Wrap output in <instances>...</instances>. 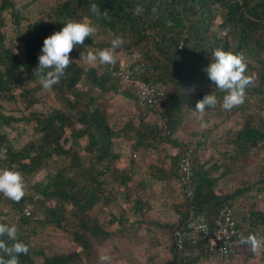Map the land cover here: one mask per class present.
Here are the masks:
<instances>
[{
    "label": "trees",
    "instance_id": "1",
    "mask_svg": "<svg viewBox=\"0 0 264 264\" xmlns=\"http://www.w3.org/2000/svg\"><path fill=\"white\" fill-rule=\"evenodd\" d=\"M38 1L0 0V150L7 149L6 158L0 156V168H15L26 185L19 202L0 193V222L15 224L17 239L28 246L20 264H94V242L103 243L129 228V240L134 242L140 238L136 228L142 225L151 234L167 231L168 264H210L203 236L187 235L178 247L177 232H183L198 213L212 223L221 207H233L254 183L258 185L251 197L264 194L261 179L230 191L216 189L242 159L245 165L264 167V0H53L34 10ZM93 3L101 13L106 9L108 18L92 13ZM137 5L144 9L139 15L134 11ZM68 18L88 19L98 28L70 55L108 47L118 35L124 43L116 54L146 64L153 69L152 80L166 83L162 100L139 104L135 84L122 83L107 65L75 59L52 86L58 94L55 102L33 69L44 38L59 31ZM8 28L14 33L12 45ZM217 47L241 54L252 80L244 103L231 110L222 108L223 93L204 71ZM209 92L218 103L201 116L195 104ZM115 94L125 95L133 106L124 118L109 100ZM6 102L17 104L19 114L7 110ZM155 111L158 117L151 120ZM191 122L197 128L182 136ZM220 126L224 132L216 133ZM118 145L128 150L127 159H122ZM200 149L208 150V155L200 154ZM187 153L193 169L184 179L177 162ZM49 165L44 180L32 181ZM154 182L160 184L158 193L172 200L169 206L176 213L172 222L148 214ZM32 194L38 195L34 209L15 220L11 214ZM119 198L127 203L128 214L111 210ZM234 221L237 252L253 256L251 244L241 243L239 236L254 235L264 246V209L248 208L239 219L234 211ZM36 234L63 238L74 248L46 254L27 239ZM152 239L148 241L156 244ZM35 252L41 260L34 258ZM261 253L264 262V249Z\"/></svg>",
    "mask_w": 264,
    "mask_h": 264
},
{
    "label": "clouds",
    "instance_id": "2",
    "mask_svg": "<svg viewBox=\"0 0 264 264\" xmlns=\"http://www.w3.org/2000/svg\"><path fill=\"white\" fill-rule=\"evenodd\" d=\"M134 11L139 15L144 9L137 5ZM155 11L153 8V12ZM91 12L97 16L103 15L108 18L107 10L105 9L101 13L95 3L91 4ZM97 31V26L88 19L68 18L63 22V27L59 31H54L44 38L38 56V65L33 69V75L43 89L48 90L60 82V79L66 74L65 70L73 61L70 59V53L78 45L84 46L85 39L92 37ZM123 43L120 36H114L110 41V46L95 51L89 49L86 53L81 52V59L86 58L87 62L94 66H114L117 61L116 50ZM204 71L215 88L223 93L221 106L224 110H231L244 103L245 90L252 80L250 76L246 75L247 65L241 54L217 47L213 50L212 59ZM192 90L194 91V88ZM217 103L218 97L209 92L202 99L196 101L194 109L203 116L207 108H214ZM6 155V148L0 150V156L6 158ZM25 188L24 178L18 170L13 167L0 168V193L14 202H19L25 195ZM17 231L15 224L9 225L0 222V253H2L0 264H20L19 257L28 253V246L17 239ZM3 237H7V240ZM239 239L241 243H250L253 251L260 246V241L254 235L245 237L241 234ZM107 259V256H101L102 261Z\"/></svg>",
    "mask_w": 264,
    "mask_h": 264
},
{
    "label": "rangeland",
    "instance_id": "3",
    "mask_svg": "<svg viewBox=\"0 0 264 264\" xmlns=\"http://www.w3.org/2000/svg\"><path fill=\"white\" fill-rule=\"evenodd\" d=\"M17 3L24 2V1H29V0H15ZM43 3V4H40ZM53 3V0H39L38 3L36 2L33 4V9L37 10V8L46 6L48 4ZM6 30V29H5ZM6 34L8 36V44L12 45L13 41V35L14 33L10 31L8 28L6 30ZM77 53H72L70 55V59L75 60L79 59V61L85 63V64H90L87 62L86 58L81 59L80 56ZM52 87L48 90H44L45 92H49L51 94L52 99L55 102H58V94L52 90ZM40 95V94H39ZM110 102L112 103V106H114L116 110V114L118 116H121L124 118L127 115V112L129 108H133L131 105V102L129 99L123 95V94H115L111 99H109ZM6 108L7 110H16L17 104H14V102H6ZM19 114V111H15ZM157 112H152L149 115V118L151 120H156L157 119ZM197 128L196 123H189L187 126V129H185L182 133H180L182 136H186L188 134V131L190 129ZM220 130L222 129V126L217 128L215 131L216 133H219ZM220 132V133H222ZM16 145L22 144L21 141H16ZM69 143V142H68ZM119 149L122 150V157L123 159H127L128 157V150L124 148L122 145H118ZM169 152H173V149L169 148ZM200 154L207 156L208 155V150H199ZM154 159V154H152ZM259 156H263V154H259ZM245 160L239 161L238 165L234 166V171L231 175L226 176L222 178L219 183L216 185V189L218 192H224V191H230V189L238 187V186H243L245 184H250L254 182L255 180L261 179L264 181V167L261 166H256L254 163L251 164H244ZM51 168V166H47L41 171L37 172L33 177L32 181H38V180H44L46 172ZM258 184L254 183L252 184V187L248 192H245L241 196L237 198L235 201V204L233 206L235 215L240 218V216L246 211L248 208L252 207H258V208H263L264 209V194H262L259 198L253 199L251 197L252 194H254L255 189ZM111 210L117 214V212H120V210H124L128 214V206L127 203L125 202L124 199L119 198L117 199L111 206ZM41 213H38L40 216ZM131 219L134 218V215L131 214L130 216ZM115 225L113 226V228ZM131 228L125 229L122 233H117L113 234L111 238L103 243H98L94 242L93 243V250L94 254L96 255V260L97 263L95 262L94 264H163L164 261L167 259L165 257L167 255V246L165 243H168L166 234L167 232H164L162 230L161 237H159V233L153 232L151 234L152 230L150 232H144L143 229L138 230V234L140 235V238L136 241H131ZM143 233V234H142ZM142 234V235H141ZM163 235V236H162ZM152 237L153 240L155 238L161 239L159 244H152L151 242L148 241L149 237ZM28 240L31 241L32 244H37V246L46 254H49L50 252H71L74 248V244L70 243L68 240H65L63 238L59 237H48V238H43L41 234H36L32 235L27 238ZM117 246V247H115ZM157 246V250H156ZM239 244V248H240ZM264 249V246L260 244V246L255 250L253 253V256L248 257V255L245 257V255L242 256V253H240V250L236 253L235 259L237 261L236 264H250L251 261H256L259 264L261 263V252ZM169 255V252H168ZM34 258L39 261L42 259V255L39 253H34ZM101 256H107L108 259L102 261ZM245 257V259H243ZM247 258V260H246ZM165 259V260H164ZM227 262V264H230V260ZM250 261V262H249Z\"/></svg>",
    "mask_w": 264,
    "mask_h": 264
},
{
    "label": "built area",
    "instance_id": "4",
    "mask_svg": "<svg viewBox=\"0 0 264 264\" xmlns=\"http://www.w3.org/2000/svg\"><path fill=\"white\" fill-rule=\"evenodd\" d=\"M182 47V41L177 45ZM117 61L114 66L107 65V69L112 76L124 84H135L138 87L137 101L139 104L145 102L158 103L162 100L166 90V83L162 80H152L150 75L153 69L144 63L133 62L126 58L124 54H116ZM104 71L103 69L99 72ZM177 167L182 178L188 179L192 175L193 161L187 153L178 160ZM37 194H32L24 206L17 212L12 213L15 220H19L23 215H29L34 209ZM3 217V216H2ZM177 246H182V239L189 236L201 235L207 241L208 255L207 262L210 264H227L229 259L236 255L238 247V229L234 221V209L229 205H224L219 209L213 222L210 223L203 213L196 214L186 225L183 232H177Z\"/></svg>",
    "mask_w": 264,
    "mask_h": 264
},
{
    "label": "crops",
    "instance_id": "5",
    "mask_svg": "<svg viewBox=\"0 0 264 264\" xmlns=\"http://www.w3.org/2000/svg\"><path fill=\"white\" fill-rule=\"evenodd\" d=\"M123 159V158H122ZM149 184H151V183H149ZM152 185V187L155 189V194H154V196L153 197H151L150 199H149V201H150V204H152V207H151V209H150V211H149V216H152V217H154V218H156V219H159V220H161V221H165V222H172V221H174L175 219H176V213L173 211V209L169 206L170 204H171V198L169 199V197L166 195V194H164L163 195V193L162 194H159L158 192L160 191V184L159 183H156V182H154V183H152L151 184ZM168 197V198H167ZM131 216V214H129V217ZM140 229H143V233L144 232H146V230H145V225H142V226H140V227H137L136 228V234L137 235H139L138 234V230H140ZM162 230L163 229H161V230H158V229H156L155 230V232L157 231L158 233H159V237H161V234H163L162 233ZM164 232H167V231H165V230H163ZM133 232V231H132ZM142 233V234H143ZM141 234V235H142ZM140 236V235H139ZM163 236V235H162ZM166 237H167V240H168V243H169V237H168V235L166 234ZM153 240V239H152ZM153 241H156L157 243L156 244H159L160 243V241H161V239H159V238H155ZM168 243L166 244L165 243V245L167 246V249H168ZM155 244V243H154ZM156 250H157V246H156ZM243 253V252H242ZM244 255V253L242 254V256ZM168 251H167V255L165 256V257H167V259L164 261V263L163 264H168ZM236 256V255H235ZM235 256H233L232 257V259L230 260V264H236L237 263V261H236V259H235ZM243 259H245L244 257H243ZM246 260H247V258H246ZM250 262V261H249ZM261 263L262 264H264V262H263V259L261 258ZM203 264H205V263H203ZM250 264H259L258 262L256 263V261L254 260V261H251V263Z\"/></svg>",
    "mask_w": 264,
    "mask_h": 264
}]
</instances>
